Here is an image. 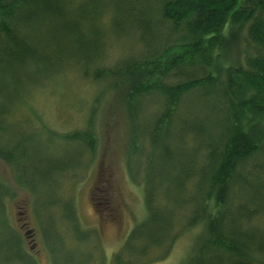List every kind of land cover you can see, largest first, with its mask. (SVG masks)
Wrapping results in <instances>:
<instances>
[{
	"label": "rangeland",
	"instance_id": "rangeland-1",
	"mask_svg": "<svg viewBox=\"0 0 264 264\" xmlns=\"http://www.w3.org/2000/svg\"><path fill=\"white\" fill-rule=\"evenodd\" d=\"M164 1L28 0L12 12H0V146L15 154L12 161L0 156V179L11 196L1 201L0 264H196L191 258L205 237V220L187 226L197 203L184 200L194 197L206 147L218 140V117L210 107L213 96L191 91L181 99L172 120L184 138L166 146L183 158L193 154L195 171L174 188L175 168L157 171L162 160L157 147L151 172L161 177L153 175L155 212L148 216L147 135L163 112L162 98L138 97L130 121L118 81L107 74L124 61L144 59L164 45L181 42L183 32L161 16ZM141 19L149 21V28ZM4 27L14 31V39L8 40ZM236 54L234 47L232 56ZM183 119H194L204 132L186 133ZM210 123L216 125L208 129ZM87 129L88 142L69 136ZM20 149L26 161L41 158L48 180L25 182L20 174L24 161L16 155ZM164 152L168 156L167 149ZM231 189L234 214L244 208L240 228L262 234L258 238L264 241V149L239 165ZM98 194L108 197V206L104 200L98 207ZM203 201V196L196 198L199 204ZM72 214L76 222L70 220ZM145 220L154 238L166 241L160 238L155 244L143 235L128 241L129 231ZM8 237L13 238L18 262L10 258L14 251L4 242ZM207 251L222 264L231 263L226 251ZM252 262L264 264V255L257 254Z\"/></svg>",
	"mask_w": 264,
	"mask_h": 264
},
{
	"label": "trees",
	"instance_id": "trees-1",
	"mask_svg": "<svg viewBox=\"0 0 264 264\" xmlns=\"http://www.w3.org/2000/svg\"><path fill=\"white\" fill-rule=\"evenodd\" d=\"M27 1L0 0V12H12L15 7L18 9ZM29 1L34 4L37 0ZM161 16L172 23L175 31L183 32L179 36L181 42L164 45L158 53H152L144 59L124 61L107 72L118 81L116 86L120 88L124 110L130 121H134V115L137 113L138 107L134 102L138 97L155 94L162 98L163 112L150 127L147 135L151 149L145 177L146 206L148 211L149 207L152 211L148 216L155 212L151 202L156 189L153 175L157 179L161 177L157 171L172 165L175 168L174 188L177 186L178 189L195 171L193 154L183 158L175 154L177 152L168 150L166 146L170 140L181 141L183 137V134L173 127L172 120L181 99L191 91L213 96L210 107L218 117V140H214L212 144L208 143L204 156L206 163L197 170L200 174L197 191H192L194 197L188 202L184 200L187 204L197 203L187 226L190 227L203 219L206 227L205 237L198 244L191 261L196 264H222L220 257L207 254V250L214 247L229 253L230 264H255L252 257L257 254L264 255V241L258 238L263 235L252 229L244 231L240 228L239 223L245 218L244 208L239 207V215L234 214L230 194L239 165L264 149V0H165L161 5ZM148 22L147 19H141L139 23L144 28H149ZM7 28L4 30L8 40H12L14 31ZM144 31L143 35L148 36L149 33ZM234 47L237 48L235 57L232 56ZM181 122L184 123L186 133L200 136L204 132V126L194 119H183ZM215 125L210 123L207 128H213ZM184 129L180 130L184 133ZM83 132H73L69 136L87 142L91 140L89 129ZM161 144L167 149L168 156L165 155ZM17 147L14 150H17ZM157 147L159 159L162 160L157 163V171L151 172L156 162ZM5 151L0 146V156L12 161L11 158H14L15 154L10 150ZM16 155L24 161L20 174L26 178V183H40L49 179L46 169L40 166L41 158L26 161L25 153L21 149ZM169 158H174V162L169 164ZM181 172H185V175ZM7 188L9 186L0 179V213L2 199L11 197ZM196 196H203L204 201L199 204L200 202H196ZM98 197V207H102L101 202L104 200L108 206V197L105 199L104 194H101V198ZM174 208L183 209L182 204H175ZM158 216L159 213H155L152 218L154 222ZM69 217L72 222H76L75 214ZM168 219L169 217H165V220ZM145 222L146 220L136 224L129 231L128 241L138 235L145 236L155 244L160 238L166 241L167 237L154 238L152 227L145 226ZM11 241L13 238L8 237L4 242L8 249L14 251L10 258L17 261L14 258L17 249L13 248ZM24 262L22 260L20 263L27 264ZM117 264L122 262L118 260Z\"/></svg>",
	"mask_w": 264,
	"mask_h": 264
}]
</instances>
